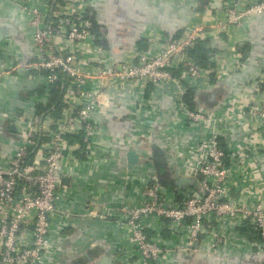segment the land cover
I'll list each match as a JSON object with an SVG mask.
<instances>
[{
  "label": "built area",
  "instance_id": "2783aa9c",
  "mask_svg": "<svg viewBox=\"0 0 264 264\" xmlns=\"http://www.w3.org/2000/svg\"><path fill=\"white\" fill-rule=\"evenodd\" d=\"M103 1L0 0L3 12L12 7L20 13L28 45L26 57L6 51L0 76L34 84L6 126L14 127L15 138L0 165V264H61L74 251L62 244L64 234L84 218L124 222L132 255L142 264H171L170 253L196 243L207 257L226 260L222 247L237 239L242 227L251 228L248 249L263 252L264 57L253 59L256 39L250 35L225 52L231 63L210 42L264 16V0H186V14L177 24H166V18L154 29L150 21L143 39H124L119 53L108 43L111 24L101 12ZM7 15L0 13V20ZM202 42L209 52L206 65L191 54ZM250 70L219 107L192 108L187 102L190 91L198 97ZM118 97L129 100L133 117L129 135L116 138L97 117ZM159 121L165 128L154 135ZM152 135L167 155V173L190 184L171 189L157 176L162 163L155 161ZM130 152L138 158L134 163ZM122 155L127 171L134 165L149 169L139 203L81 212L61 206L69 190L62 183L64 168L79 170ZM166 229L182 237L177 245L162 239Z\"/></svg>",
  "mask_w": 264,
  "mask_h": 264
},
{
  "label": "crops",
  "instance_id": "0c3cea01",
  "mask_svg": "<svg viewBox=\"0 0 264 264\" xmlns=\"http://www.w3.org/2000/svg\"><path fill=\"white\" fill-rule=\"evenodd\" d=\"M187 5L186 0H104L101 12L109 17L111 24L108 31L110 33L108 43L114 45L115 53H119L118 44L125 41L124 39H129L132 42L139 38L138 41L143 39L148 22L152 21L154 29H161L166 18L170 21L166 24L171 22L177 24L186 14ZM7 8L9 12L5 11L7 12L5 13L0 9V13L8 14L3 16V19L13 22L19 29L26 53H23V47L16 37L4 36L0 38V59L5 56L6 51L16 50L21 51L26 57L28 45L25 40L26 32L23 30L24 26L20 19V13L12 7ZM249 35L256 39L253 59H263L264 16L249 19L243 28L234 32V35L230 37L224 35L225 40L219 43L210 42V44L214 46L215 52L223 55L228 49H232L237 41ZM230 56V53H225V57H229L227 63H231ZM252 72L253 70H250L246 75L239 74L233 81L215 83L210 89H206L198 97H194L195 106H203L209 109L219 107L226 96L238 88L236 82L241 81L243 76L246 79ZM32 86H34L33 82H29L23 77L0 76V165L5 163L6 158L4 156L9 153L11 140L15 138L14 135L11 136L14 130L6 127L8 117L17 107L25 105L32 95L30 92ZM128 106L129 100L127 98L118 97L110 102L107 111L98 115L97 118L105 127L108 135H116V138L126 136V133L129 135L132 128L129 120L133 116L130 115ZM112 111L116 113L112 114ZM164 128L165 122L156 123L154 135ZM154 139L153 136L151 138L152 147L155 145L154 150L160 151V147L163 145ZM142 147L146 149L148 145ZM163 153L164 156L156 155V163H162L156 174L158 177L167 179L166 181H175L177 177L167 173L166 168L163 167V162L166 161L167 157L165 152ZM261 161L264 168V157ZM126 163L127 158L122 155L119 161L114 159L108 162L93 160L79 170L76 169V166L72 170L64 168L65 176L62 177V183L68 185L69 190L66 198L61 202V206L71 212H81L95 206L104 211L121 203H126L128 206L139 203L141 201L139 187L144 181V176L149 174V169L144 165H134L130 171H127ZM166 186L171 189L172 187L182 188L174 184H166ZM250 232V227H242L237 239L226 242L227 244L222 247V251L227 255L226 260L209 258L202 252L200 246L193 245L191 249L181 250L178 248L175 253H170L168 261L171 264H264V251L259 252L247 247L246 240L249 239ZM147 233L151 238L157 239L158 237L151 230H147ZM160 236L165 242L174 245H177L178 241L182 239L180 235L168 229L163 230ZM62 244L66 247H72L74 251L72 250L73 253L69 257L63 256L61 264H142L139 257L132 255L133 245L128 228L124 222L121 223L116 218L110 217L104 221L84 218L80 220L75 229L64 234ZM120 248L128 249L127 253L116 258L114 252Z\"/></svg>",
  "mask_w": 264,
  "mask_h": 264
},
{
  "label": "water",
  "instance_id": "95a60500",
  "mask_svg": "<svg viewBox=\"0 0 264 264\" xmlns=\"http://www.w3.org/2000/svg\"><path fill=\"white\" fill-rule=\"evenodd\" d=\"M18 30L19 29L16 27V25L13 22L9 21L8 19H3V21L2 20L0 21V38L4 36L16 37L19 43L21 44V46L23 47V53H26L22 35L19 34L20 32ZM11 129L14 130V127H11ZM153 148L155 149L156 146L154 145ZM155 155L164 156V153L161 151H157V152L155 151ZM128 157L132 163L136 162V160L138 159L137 156L133 152H130ZM163 167H165V165H163ZM169 184H172V185L174 184L178 187H182L184 185L190 184V181L187 179L177 178L175 181L169 180ZM197 245L198 244L196 243L195 246Z\"/></svg>",
  "mask_w": 264,
  "mask_h": 264
},
{
  "label": "trees",
  "instance_id": "16d2710c",
  "mask_svg": "<svg viewBox=\"0 0 264 264\" xmlns=\"http://www.w3.org/2000/svg\"><path fill=\"white\" fill-rule=\"evenodd\" d=\"M250 49L249 46H246L245 47V52H248V50ZM191 54L192 56L194 57V59L196 61H198L199 63H201L202 65H206L207 62H208V57H209V52L208 50L205 48V43H201V45L194 49V50H191ZM194 93L192 91H190L188 97H187V102L190 104V106L192 108L195 107V100H194Z\"/></svg>",
  "mask_w": 264,
  "mask_h": 264
}]
</instances>
